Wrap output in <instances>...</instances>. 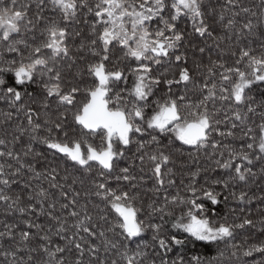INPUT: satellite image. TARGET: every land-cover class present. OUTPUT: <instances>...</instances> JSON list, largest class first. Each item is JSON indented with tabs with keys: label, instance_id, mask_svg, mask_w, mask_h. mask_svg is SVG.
<instances>
[{
	"label": "snow or ice",
	"instance_id": "obj_1",
	"mask_svg": "<svg viewBox=\"0 0 264 264\" xmlns=\"http://www.w3.org/2000/svg\"><path fill=\"white\" fill-rule=\"evenodd\" d=\"M237 7L239 11L231 13L224 29L234 32L236 17L243 12L255 17L256 23L251 19L244 23L242 29L235 32L237 40L241 36L255 35L258 28L264 36V0L255 6L256 10L240 6L238 0H226V6H221L219 21L223 22L225 14ZM46 10L53 15H46ZM80 13L85 14L83 20L78 19ZM56 14L59 19L55 18ZM88 16L92 19H87ZM215 16L216 8L211 6V0H0V98L13 106L22 102L25 96L35 103V94L27 92V87L33 84L38 85L43 94L37 109L20 103L17 110L24 111L28 127L18 126V135L13 134V141L18 142L27 134L29 146L23 152L24 157L41 155L33 152L31 147V142L38 141L80 170L86 173L95 171L99 180L93 181V194L104 202L115 221L107 231L123 236L128 242L121 245L109 239L105 231L97 233V225L92 223L93 217L86 206L75 210L77 201L73 198L60 205L62 209L72 206L68 216L75 218V222L71 225L67 218L61 219L47 212L56 221L54 230L24 219L26 230H19L17 240L14 230L18 225L4 224L0 242H9L8 247L0 243L4 264H107L99 257L100 247L82 233L89 238L98 234L105 252L117 251L120 259H113L111 264H145L149 255L144 250L147 245L144 248L137 246L135 250L129 245L149 229L153 233L152 240L167 254L173 246L182 247L189 240L207 244L227 242L234 238L237 229L254 227L253 221L247 218L238 224L229 223L226 216L221 220L212 219L210 213H216L205 201L217 205L221 203V193L211 185L197 187L200 173L195 171L190 173V182L184 186L190 195L182 196L177 192L171 199L165 196L162 207L148 205L151 213L161 214V220L173 216V211L167 210L169 205L181 208L172 228L184 235L162 236L163 224H146L139 218L141 209L136 206L137 196L132 192L137 185L131 183L136 176L131 174L130 167H121L117 172V162L135 143L137 152L141 153L138 157L140 171L143 173L147 164L150 178L157 185L154 191L160 192L166 183L174 185L175 181L171 179L174 172L169 167L171 153L162 147L143 151L149 144L159 146V137L168 136L170 143L178 141L197 150L211 147L212 156L217 152L220 156L215 160L216 167L232 173L231 179L246 181L257 175L249 165L254 160L264 161V90L259 102L252 93L255 89H264V41L260 43L259 51L247 44L232 51L235 59L231 63L222 56L209 59L207 65L194 61L196 69H203V78L199 82L188 66L187 51H181L189 35L210 38L216 48L223 51L221 43L232 37L214 36L209 20ZM182 20L190 23L191 33L180 29ZM73 22H83L90 27L88 43H81L78 49L86 50L92 57L86 62L85 70L76 73L81 79L85 75L89 78L83 84L66 82L63 67L66 58L72 61L67 65L69 69L75 64L70 57L68 40L72 36H81V33L69 30V24ZM192 47L201 55L208 50L207 45ZM6 53L15 55L8 59ZM165 64L167 67L160 71ZM161 86L165 91L157 96ZM190 92L198 93V98L193 100ZM217 102L221 107H216ZM53 103L56 106L54 119L48 115ZM225 108L224 120L218 119L217 115ZM40 109L44 110L43 123L39 122ZM250 114L258 115L260 122L252 121L249 125ZM5 116L10 118L11 113H5ZM222 123L226 125V131L218 127ZM72 125L78 126L79 131ZM42 132L46 134L41 135ZM214 132L220 137L239 140L240 147L214 141L211 139ZM137 135H148L150 140L134 141L133 137ZM5 144L6 140L0 139V145ZM0 157L19 164L11 173L0 164V185L7 187L14 182L11 177L19 175L25 164L21 162L22 157L10 149L0 151ZM12 167V164L7 165L8 169ZM27 167L33 178L44 177L49 180L51 188L63 189L64 186L57 182L55 168L50 173H43L36 171L31 164ZM114 173L116 181L129 182L130 187H110L108 177ZM261 173H264V167ZM212 184L229 186L227 181L220 179ZM27 187L26 184L25 189ZM23 191L13 197L0 188V202L6 205L5 214L19 213L21 217H27L36 212L37 206L44 213L49 192L43 187L33 190L27 194L28 202L25 203ZM60 195L67 199V192L61 191ZM75 195L79 196V193ZM230 195L240 202L247 197L244 191ZM227 199L225 196L224 200ZM48 207L55 209L56 203H49ZM100 219L107 222L108 218L102 215ZM32 229H36L35 233ZM70 229L71 236L67 235ZM53 237L66 243H56ZM121 247L123 251H120ZM73 250L78 256L74 260L67 259L66 253ZM86 254L90 259H84ZM254 254L261 258L253 260V264H264V241L249 244L247 248L228 244L216 262L240 264L241 255L253 257ZM148 264H155V260H149ZM160 264H169V261L161 259ZM171 264H184L183 257L172 260ZM192 264H203L201 257L193 256Z\"/></svg>",
	"mask_w": 264,
	"mask_h": 264
},
{
	"label": "trees",
	"instance_id": "obj_2",
	"mask_svg": "<svg viewBox=\"0 0 264 264\" xmlns=\"http://www.w3.org/2000/svg\"><path fill=\"white\" fill-rule=\"evenodd\" d=\"M93 2V0H90ZM240 6L253 8L256 10L255 6L260 3V0H238ZM211 6L216 8V16L213 19L209 20V23L212 25L214 36H231L232 39H226L221 43V48L217 49L213 40L210 38H200L196 35L187 36L184 44L185 47L181 49V51H187L188 53V66L193 70V74L196 77L197 82H199L203 78V69H196L194 61L196 63H202L203 65H207L209 63V59L216 60L218 56H222L225 61L231 63L235 57H232L231 52L237 51L238 48L243 47L244 45H248L250 47L256 48L259 51V46L262 41H264V36H261V29H257L255 35H246L241 36L239 40H237L235 32H239L243 24L246 23L249 19L256 23V18L252 17L250 14H245L243 12L240 13L239 16L236 17L237 24L235 26L234 32L226 31L223 25L227 22V18L231 16L232 12H238L239 8H232L230 12L225 14V20L223 22L219 21V12L221 10V6H226V0H211ZM50 7V6H49ZM33 11H35V3H33ZM46 15L52 16L53 13L46 10ZM85 14H78V19L83 20ZM56 19H59V15H55ZM87 19L91 20L90 16ZM179 27L181 30L186 31L187 33H191V25L187 21H180ZM70 31H80L81 36H72L68 40V45L70 48V57L75 60V64L71 69L67 67L69 63L72 61L68 58L63 62V67L66 76V82L72 81V83L88 82L89 78L85 75L81 79V77L76 76L77 72H83L86 68V62L92 59L89 52L86 50H78L79 45L81 43L87 44L88 37L90 35V27L88 24L83 22L70 23L69 24ZM246 33V30H244ZM192 45L196 46H206L208 50L201 55L198 52H194ZM15 54H5V58H12ZM83 57V59H81ZM167 67V64L163 65L159 68L160 71H163L164 68ZM75 77V79H74ZM191 88V85L189 86ZM264 89H255L253 91V95L256 97L257 102L261 99V91ZM165 91L164 86H161L160 90L156 93L157 96L162 95ZM176 91V89H174ZM183 91V89H180ZM27 92H31L35 94V103H33V99L25 96L24 100L20 103L31 106L34 109L39 108V101L43 98V94L40 91L38 85L33 84L27 87ZM192 96L193 100L198 98V93L193 94L189 93ZM82 99V97H79ZM20 103L13 106L10 102L4 98H0V139H5L6 144L0 145V151L12 150L14 153L19 154L22 157V163L25 164V167L21 169L20 174L16 176H12L11 180L14 181L9 186L5 187L0 185V188H3L6 194L10 196H15L17 194H21L23 191L24 202L27 203V194L32 192L33 190H38L40 187L45 188L49 192V199L44 204L45 212L41 213L39 206L36 208V212L34 214H29L27 217H21L19 213H12L9 215L5 214L6 205L0 202V231L4 230V224H16L18 227L14 230L16 232V239H19V230L25 229L26 225L24 224V219H28L34 221L36 224H40L45 228L53 227L56 225V221L52 220L47 212H52L53 215L60 217L61 219L67 218L68 224L71 225L75 222V218L69 217L68 212L73 210L70 205L68 209H62L60 205L62 203H68L73 198L76 199L77 204L75 206V210L79 211L81 206H86L88 213L93 217L92 223L97 225L96 231L97 233L101 230L106 232V236L123 245L128 244L126 240H124L123 236L116 235L112 232H108L107 229L111 227V224L114 223V217L112 214L108 212L105 207L104 202L93 193L95 189L93 188V181L99 180L95 171L92 173H86L79 169L78 166H73L71 162H66L64 158L60 155L54 154L52 150L47 149V147L38 141L31 142V147L33 152L41 153L40 156L29 155L27 157L23 156V152L27 150L29 146V136L25 134L20 141H13V134H17V127H28L27 119L23 110L18 111L20 108ZM55 103L52 104V109L48 112V115L53 119L55 118ZM216 107H221L219 102H217ZM227 111L225 108L224 111H221L217 118L224 120V112ZM260 110L258 109V112ZM5 113H11V117L7 118ZM40 115V123H43L45 119L44 110H39ZM230 115V113H229ZM35 119V117H34ZM69 122H71V115L69 113ZM252 121L259 123V116L250 114V119L247 122L249 125L252 124ZM75 127L77 131H79L78 126L72 125ZM221 131H226L227 127L225 124H221L218 126ZM238 135H240L239 129L235 130ZM44 135L46 133H40ZM53 135H57L54 133ZM134 141L139 139L141 141L150 140V136H134ZM161 143L159 146L155 144H149L143 151L150 152L155 151L157 147L164 148L165 151H168L172 155V163L169 164V167L173 169L174 175L171 177L175 181L174 185L165 184L164 188L160 190V192H155L154 188L157 187L155 182L151 177V173L148 171V166L145 164V171L142 173L140 171L141 162L139 160L140 152H137V145L133 143L130 145L125 153V156L117 162V172L121 167H130V172L132 175L136 176V180L132 181V184H136L137 187L132 189V192L137 196L136 206L141 209L139 213V218L144 220L145 223H160L163 224V228L161 231V235L165 237H169L173 234H178L183 236L182 233H177V230L172 228V223L175 218L181 214V208L173 205H169L167 210L173 211V216H165L164 220L160 219V213H151V209H149L148 205L153 204L155 207L159 208L164 206L165 196L171 199L172 196L176 195L177 192L182 196L190 195L185 190V185L190 182V173L199 171L200 175L197 177V187L203 185L204 187L212 186L216 191L221 193V203L217 205H211L209 202L205 201V203L209 206V208L213 209L216 213L213 215L210 213L212 219L221 220L223 217H227L229 223H241L243 219H251L253 221V226H245L243 229H237L234 233V238L228 240L227 242H218L207 244L204 242L191 241L187 242L182 247L173 246L172 251L165 254L163 250L159 249L158 245L155 241L152 240L153 233L149 229L145 233L142 234L141 237L135 238V242L129 245L130 249L135 250L137 246L144 248V245H147L144 248L145 251L148 252V257L145 260V264H148L149 260H155V264H160L161 259H165L171 261L177 259L178 257H183L184 264H192V257L199 256L202 259L203 264H217L216 258L219 257V253L224 251L228 244H238L243 245L244 248H247L249 244L258 243L260 241H264V173H261V168L264 167V161L254 160L252 165L249 167L252 168V171L257 173L255 177H248L246 181H239L231 179L232 173L218 169L215 165V160L220 159V156L217 152V155L212 156V148L207 147L204 149H195L190 148L189 146L181 145L180 142L174 141L169 142L170 137L161 136L159 137ZM211 139L214 141H220L224 144H230L233 147H240V141L234 140L231 137L224 138L220 137L217 133H213ZM98 142V141H97ZM226 158V154H225ZM0 164L5 165L6 171L9 173L14 172L16 168L19 167V164L16 163L15 160H12L7 157H0ZM12 164V168L8 169L7 165ZM31 164L36 171H40L43 173H50L51 169H56V177L57 182L62 184L63 189L60 188H51L49 185V180L41 177L40 179L33 178V173L28 171L27 165ZM67 176L65 180L64 177ZM115 173L112 176L108 177L109 186L113 188L122 187L128 189L130 187V183L126 181H116L114 179ZM143 176L144 179L141 180L140 177ZM220 179L228 182V188H224L223 184L213 185L212 181ZM76 181L73 183V181ZM81 181L83 183H81ZM183 181V183H181ZM28 185L27 189H25V185ZM67 192V199L61 197L60 192ZM241 191L247 193V197L244 202H240L239 200L234 199L230 193L235 192L237 195ZM75 193H79V196H76ZM227 196L228 199L224 200V197ZM55 202L56 208L50 209L48 207L49 203ZM35 203V201H33ZM104 211H101V210ZM186 210V209H185ZM106 215L107 222L100 219V216ZM35 233L36 229H32ZM72 230L70 229L67 232V235L71 236ZM119 232V230H117ZM91 242L95 243L100 247L99 257L101 260H105L107 264H111L113 259L119 261V255L116 250L111 249L105 252L104 247L102 245V238L97 236L95 238L87 237ZM53 240L56 243L63 245L66 241H62L59 237H53ZM3 243L5 247L9 246V242H0ZM120 251H123V248H120ZM78 256L77 253L73 250L72 253H66V257L69 260H74ZM261 257L259 254H254L253 257H243L240 256V264H253V260H259ZM85 260L90 259V257L85 256ZM235 259V258H233ZM0 264H4L3 256H0ZM122 264V262H121Z\"/></svg>",
	"mask_w": 264,
	"mask_h": 264
}]
</instances>
